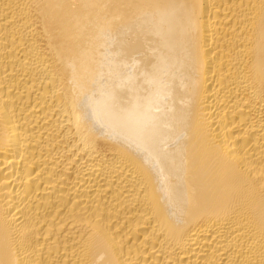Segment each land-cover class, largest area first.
I'll return each instance as SVG.
<instances>
[{"label":"bare ground","instance_id":"obj_1","mask_svg":"<svg viewBox=\"0 0 264 264\" xmlns=\"http://www.w3.org/2000/svg\"><path fill=\"white\" fill-rule=\"evenodd\" d=\"M0 264H264V0H0Z\"/></svg>","mask_w":264,"mask_h":264}]
</instances>
